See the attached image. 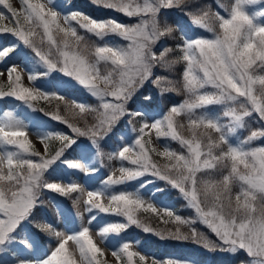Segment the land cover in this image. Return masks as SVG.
<instances>
[{"label": "snow or ice", "instance_id": "snow-or-ice-1", "mask_svg": "<svg viewBox=\"0 0 264 264\" xmlns=\"http://www.w3.org/2000/svg\"><path fill=\"white\" fill-rule=\"evenodd\" d=\"M17 2L21 4V9L14 7L10 0H0V6L10 14L6 17L5 11L0 10V21L11 18L15 25L0 24V34H11L15 38V46L0 50V63H5L14 52L22 62L27 63L26 46L34 50V55L39 57L46 70L41 77L35 74L28 76L30 81L40 80V87L33 88L24 86L15 66L9 67V90L4 91L0 84V97H14L33 108V102L39 99L64 101V95L57 96L56 92H66L74 82L82 86L101 101L99 106L87 107L85 103L72 101L65 103V109L73 116L98 113L95 124H86L84 128L76 126L60 115L59 106L55 112L44 115L62 122L77 137H88L90 143L83 147L80 154L83 159L89 160L94 152L101 163L106 155L101 149V142L110 137L122 117H138L144 121L138 129L133 128L138 134L134 142L118 152V157L130 162L131 166H122L119 176L113 173L104 181V191L133 181L139 182V188L109 195L107 205L103 202L104 191L87 192V211L96 210L126 218L125 222H109L100 228V237L120 234L132 225L139 226L145 233L163 236L164 232L154 230L138 219L136 213L141 208L158 213L152 202H147L145 207L141 192L159 202L158 197L174 189L186 199L199 220L220 243L210 241L194 227H190L188 233L181 231V225H191L193 221L182 219L165 208L163 215L174 217L176 224L174 231L164 230L169 237L201 244L210 251H226L233 256L245 251L251 258L250 264H264V146H251L257 139L264 140V128L252 130L246 139L236 143L231 140L238 129L246 127V118H255L264 124V74H259L264 73V11L251 10L260 0H235L230 7L220 5L224 15L219 11L213 12L210 7L200 8L198 14L184 11V15L190 17L189 27L198 26L212 35L191 36L186 30H181L180 40L174 47L162 41L166 37L175 40L177 29L166 19L161 23L160 14L173 8L182 11L190 8L191 0H91L96 6L118 11L129 18H141L131 25L116 19H94L79 10H72V5L66 0H55V7L60 8V12L32 0ZM61 12L64 13L62 17ZM61 18L64 25L60 23ZM77 28L100 39L116 35L129 43L126 46L106 43L88 53L87 45L84 49L80 48L84 37L78 35ZM45 44L47 52L40 47ZM101 62L105 65L103 74ZM180 63L185 65L181 83L187 95L182 103L172 106L162 119L152 118L146 109H128V102L146 82L151 81L157 86L161 82L173 83L166 77L155 76V68L168 70ZM52 72L62 75L50 78ZM4 75L0 71V77ZM40 88L49 91H41ZM176 90L162 88L161 93ZM145 99L150 100L151 97ZM213 105L224 106L222 117L207 110ZM35 111L37 115L33 124L43 127L46 121L39 115L43 110ZM182 114L187 117L190 138L178 131V127L185 126L177 122ZM4 117L0 121V252L10 256L20 254L11 264H77L67 247L69 241H74L81 264H109L107 260L102 262L98 259V255L103 256L104 252L95 242L90 227L81 226L75 234L65 235L51 224L33 222L34 210L41 206L45 190L65 197L81 191L74 182L65 186L49 181L48 177L58 170L53 167L58 161L64 170L95 171L87 164L67 159L65 154L77 145V139L58 131L40 133L45 141L42 154L28 139L24 120L11 111L5 112ZM224 118H227V123L222 122ZM149 119H154V122L149 124ZM201 128L204 131H198ZM146 129H155L158 138L166 137L179 142L187 154L168 148L157 151L155 147H146V143L151 144V140L145 141ZM212 132L217 134L215 138ZM49 139L58 140L60 146L51 155H45L49 152L46 142ZM9 146L15 150H8ZM150 153L165 157L169 162L158 165ZM107 155L110 160L114 158L113 154ZM5 160L7 170L3 163ZM198 174L209 178L198 179ZM158 182H163V187ZM151 185L156 187L149 192ZM234 186L238 188L235 194ZM96 219L93 215L89 224ZM163 222L168 223L167 220ZM40 233L57 237V246L50 250V255L45 252L43 257H36L35 253L41 246ZM123 239L113 235L115 243L111 246L118 250L112 251L111 255L116 261L126 256L127 264H135L133 258L138 256L141 264H148L147 258L132 251V244L122 242ZM150 264H188V261L168 259L161 262L152 259Z\"/></svg>", "mask_w": 264, "mask_h": 264}, {"label": "rangeland", "instance_id": "rangeland-1", "mask_svg": "<svg viewBox=\"0 0 264 264\" xmlns=\"http://www.w3.org/2000/svg\"><path fill=\"white\" fill-rule=\"evenodd\" d=\"M195 0H191V3L194 2ZM10 2L13 4L14 7L21 9V4L17 2V0H10ZM33 3H44L48 7H53L54 10L60 12V8L55 7V0H32ZM67 3L72 5V10H79L77 8V5L72 2V0H66ZM235 2V1H234ZM234 4V3H233ZM84 5L87 7H92L91 9H88V12L86 11L84 14L91 16L94 19L98 20H105V19H116L117 22L120 23H125V24H135L138 23L139 20L141 19L140 17H132L129 18L125 14H122L118 11L115 10H110L106 9L100 6H96L93 3H91V0H84ZM192 7V8H191ZM190 8H186L183 11L181 9L173 8L171 10L167 11H162L160 14L161 18V23L164 22V20H167V23L172 25L175 28V25L178 23L177 18L175 15L180 16L179 19L184 20V11H188L191 13H196L198 14L199 9L201 7H197V5H191ZM0 10L5 11L6 17H10V14L7 13L5 9H3L2 6H0ZM219 12L221 15H224L225 12L223 9L218 8ZM254 11H264V0H260V2L254 6H252V9ZM64 15L63 12H61V17ZM187 17L188 24H190V17ZM60 23L64 25V20L61 18ZM0 24H4L9 27H14L15 25L13 24V21L11 18L5 19L4 21H0ZM195 27V26H192ZM38 31H42V29H38ZM78 35L82 36L84 34H88L84 30L77 28ZM196 35H208L209 37L212 35L211 33H206V31L201 30V32L198 30L197 32H193L191 36H196ZM172 38H164V41L162 43L166 42L168 44L169 41H171ZM106 43L112 44L114 43L117 46H126L129 41L120 38L119 36L116 35H110L102 39L98 44H94L90 47V49H87V52H94V48L97 46H104ZM8 46H15V38L11 34H0V50H2L4 47ZM43 51L47 52V45L45 46H40ZM159 49V45L157 46ZM26 50V49H25ZM75 50V49H72ZM27 51V50H26ZM28 52V51H27ZM52 59H56V56L53 55ZM89 59L91 60L92 57L89 56ZM28 66H23L25 62L21 61V57L16 53H11L8 58H6L5 63H0V71H3L5 73L4 76L0 77V84L3 85V90L8 91V81H7V69L9 67L15 66L17 68V71L20 72L21 74V79L24 84V86L27 87H33V88H38L40 87V80L38 79L37 81L33 82L28 79L29 75L35 74L37 77H41L42 74L37 73L34 71V69L38 68L42 70V73L46 70L45 65L40 61L39 57H36L34 55V51L28 52V60H27ZM100 70L101 73L103 74L105 71V65L103 62L100 64ZM168 72L167 70H162L160 68H155L154 69V75L155 76H160V77H166L168 79ZM259 74H264V73H259ZM15 75V74H13ZM62 74L58 72H52L50 78H57L61 76ZM182 78V77H181ZM67 79V77H65ZM182 80V79H181ZM75 86L76 88H72ZM73 86L70 87L68 97H69V103L72 101H75L76 103H85L87 107H93L96 108L99 106L101 101L97 98L92 96L89 92H87L82 86L78 85L77 83H73ZM103 86V85H102ZM162 88H170L169 84H165L161 82L159 86L154 85L151 81H148L144 84V86L133 96V98L128 102V109L131 110L132 108L138 109L139 107V101L144 100L146 102L150 101H158L159 99L162 98V96L166 95L167 93L172 94L170 91H164L163 94L161 93ZM41 91H49L48 89L45 88H40ZM184 94H182L183 97H180L179 95H171L168 97L170 99V103L168 105V108L162 109V110H157L153 112H149L151 114V117L154 119H162V117L168 113L170 108L174 105H179L182 103L186 98V92L183 89ZM60 92H56V95H60ZM145 97H151L150 100H146ZM41 100V99H39ZM44 100V99H42ZM55 106L58 103V100H56ZM36 102V103H35ZM33 102L34 107L29 108L27 105H24L23 102L16 100L14 97H0V121H2L4 117V113L11 111L17 118L24 120V123L27 125V127L24 129V131L27 132L28 139L34 144L35 149L41 151L42 154H44V148L43 144L45 141L42 139V136L40 133L47 132V131H58L61 132L65 135L72 136L74 139H77V145L72 147L71 150H69L65 155L67 159L73 160L82 164H87L90 169H95V176H93V171H90L88 173L80 172L78 170H72V169H67L64 170V166L61 164L60 161L57 162V165H54L53 167H57L58 170L57 172L53 173L51 176L48 177L50 182H58L62 183L63 185L67 186L68 183H77L80 187L81 191L71 193L69 196L65 197L63 195L57 194L55 192L47 191L45 190L42 193L41 198L43 197L44 194L48 195L49 198L52 199V201L55 202L58 210V223L56 225V229L59 232L64 233L65 235H73L75 234L76 231H79L81 226L85 227H90V233L92 234L95 242L98 244V246L103 250L104 255L99 256V258L103 259L104 261L107 260L111 264H120L121 262L126 263L127 262V257L122 256L120 260L117 262L116 258L111 255V252L114 250H118L117 248L112 247L111 245L115 243L113 240V235H119L122 236L124 239L122 242H129L132 244V251L138 252L140 255H144L147 258V261H149L150 256L149 254L144 251L142 248L141 241L138 236L132 235V234H109L107 238H101L99 235L100 228L103 226H106L107 223L109 222H125L126 218L121 217L115 214H105V213H98L96 210H93L92 212L87 211V205L85 201L87 200V192L89 191H104L105 185L104 181L107 180L109 175H112L115 173V176H119L120 172L119 169L123 167H130V162L121 160L118 157V152L122 149L124 146H128L131 143L134 142V139L137 137V132L133 131V126L129 122L128 116H124L120 119L118 122L117 126L115 127L116 130L119 131L120 135L118 136L117 133L112 132L110 137L106 140L110 142V153L113 154L114 158L109 159V162H104L106 171L103 170V163L99 162L95 156V153L90 154V159L85 160L81 156V151L83 150L84 146L89 145L90 139L88 137H77L74 133L71 132V130L64 125L62 122L55 121L51 119L48 116H45L44 113H49L46 110L45 112H40L39 115L41 118L46 121L43 127H39L33 124V119L37 115L35 109H38V103L37 101ZM67 102V103H68ZM115 102V100H113ZM37 104V105H36ZM210 113H215L217 115H220L221 117L223 116V110L224 106L222 105H213L210 106L207 109ZM75 112H78V109L74 110ZM162 111V112H161ZM70 112V111H69ZM72 112H70L68 115H71ZM93 115V117L90 119V121L85 122L88 124V126H91L97 122V116L98 113H92L89 112ZM27 117V118H26ZM154 119H149L147 122L150 124L154 122ZM184 119L187 123V117L184 115ZM78 122V121H75ZM222 122L227 123V118L222 119ZM71 123V122H70ZM144 123V121H142ZM73 124V123H72ZM78 126L77 124H75ZM82 123L79 124V127L84 126ZM142 125V124H141ZM140 125V127H141ZM125 127L124 132H120V128ZM187 127V124H186ZM114 128V129H115ZM188 128V127H187ZM189 130V129H188ZM252 130H260L257 128H253L250 125H246L244 129H238L237 133L231 138L233 143L238 142V140L241 139H246L248 135H250V132ZM198 131H204V129H200ZM210 131V130H209ZM212 134V133H211ZM186 138H190L191 132L189 131L188 134H182ZM217 135V134H216ZM122 138V139H121ZM145 141L151 140V144L146 143V147H155L157 151H163L165 148H168L169 150H174L177 152H184L186 153V149L183 148L177 142V145H174L175 141H172L170 138L166 137H157L155 129H146L145 130ZM47 144L49 145V152L51 150V143H55L57 148L60 146V142L58 140L54 139H49L46 141ZM105 141L101 142L104 143ZM252 147H257V146H264V140L257 139L256 141L252 142ZM102 149V146H101ZM8 150H15L11 146L8 147ZM103 151V149H102ZM48 152V153H49ZM104 152V151H103ZM45 154V155H48ZM51 155V154H50ZM134 155V154H133ZM169 161L167 158L161 159V161L156 162L158 165H163L165 163H168ZM4 167L5 170H7V161L5 160L4 162ZM59 166V167H58ZM51 171V170H50ZM61 172L63 174L61 175ZM56 177H59L57 179ZM144 178H141L143 180ZM148 179H152V177H148ZM198 179H203L207 180L208 176L203 175V174H198ZM161 187H163V182H158ZM156 187V185H151L149 186V192H151L152 188ZM139 188V182L133 181L130 182L128 185H120V186H112L110 187L107 191H104V198L103 202L107 205L109 203L108 196L111 194H119L120 191H136ZM238 191V188H237ZM141 195L143 196L145 200V207L147 205V202H152L153 205L157 208L158 213L164 212V209L167 208L168 210L172 211L170 208H168L165 205V201L163 200V197L160 196L158 197L159 202L154 201L151 199V197L144 192H141ZM78 199V202L77 201ZM186 205L188 202H185ZM34 210V216H33V222H39V215L38 212ZM41 212V215H46V212L44 210H39ZM175 215H179L182 219L190 220L189 217H184V215L180 212V210H175L173 211ZM180 212V213H179ZM79 213L80 215H77ZM40 215V216H41ZM95 215L96 220L92 222V224H89L90 218ZM46 217V216H45ZM39 240H41L39 238ZM139 243H138V242ZM46 242V241H45ZM40 248L36 251L35 256L36 257H43L44 253L47 252L50 255V250H54V248L57 246V239L56 240H50L49 242L42 243L40 241ZM122 246V245H121ZM69 251L73 253L74 258L77 260V264H81V258L78 253V247L76 246L74 241H69L67 245ZM20 254H13V255H6L3 252H0V264H11V261L16 259V256ZM174 259H180V258H174ZM180 260H187L188 264H200L196 263L195 261L191 259H180Z\"/></svg>", "mask_w": 264, "mask_h": 264}, {"label": "trees", "instance_id": "trees-1", "mask_svg": "<svg viewBox=\"0 0 264 264\" xmlns=\"http://www.w3.org/2000/svg\"><path fill=\"white\" fill-rule=\"evenodd\" d=\"M235 0H195L191 3V5H197V7H210L213 12L219 11L218 8L223 9L220 7V5H224L225 7H230L233 5ZM73 3L77 5L79 8V11L81 12H88V9H91L92 7H86L84 5V0H72ZM88 8V9H84ZM192 8V7H191ZM224 10V9H223ZM177 18L178 23L175 25V28L177 31L174 33V36L176 37L175 40L171 39V41L168 42V46H175V43L179 42L181 37V30H186L188 34L194 32L192 30V27H189L187 17L184 16V20L179 19L180 16L175 15ZM84 37V41L81 43L80 48L84 49L85 45H87V49H90V47L94 44H98L102 39L97 38L94 34H84L82 35ZM45 46V45H42ZM28 52H32L34 50L25 48ZM90 53V52H88ZM176 55H179V53H176ZM26 66H28V63H25ZM185 65L183 63L174 65L171 69H168V80L173 81L170 85V88L177 89L176 91H170L172 94L167 93L166 95L162 96L161 99H159L157 102H145L140 101V108L139 110H148V112L155 111L157 109H165L169 105L170 97L171 95H179L180 97H183L182 94H184L182 83H181V77L184 70ZM36 72H41L40 69L36 68L34 69ZM166 71V70H165ZM42 74V73H40ZM67 92V91H66ZM66 92L61 93L60 95H64V101H60L58 99L49 98L48 100H37L38 103V109L43 110L42 112H55L57 110V107L59 106V113L62 116H65L69 119V122L73 124H85V122L90 121L93 115L89 112H86L83 116H73V113L71 115H68L70 112L66 111L65 109V103H67L70 99L66 95ZM59 96V95H57ZM57 105L55 106V102H57ZM70 102V101H69ZM68 102V103H69ZM36 103V102H35ZM37 105V104H36ZM132 111H135L136 109L132 108ZM255 116V114H254ZM129 122L131 125L138 129L140 125L142 124V120L138 117L132 118L128 117ZM78 121V122H75ZM177 122L183 123L185 126L183 128L178 127V131L181 134H188L189 130L186 127V121L184 119V115L182 114L177 118ZM253 128L261 129L264 128V124H262L258 119L255 118H246V125H250ZM88 125V124H87ZM82 126L81 128H84ZM121 132L125 131V127L120 128ZM200 130V129H199ZM211 131V130H210ZM113 132L119 133L118 130L113 129ZM213 137H216V133L212 132ZM78 141V140H77ZM174 145H177V142H174ZM75 146V145H74ZM73 146V147H74ZM103 146V151L106 154L103 158L104 162H109L108 155L110 152V145L109 143H105ZM57 149V146L55 143H51V150L48 153V155L52 154V152ZM153 157V160L155 162L163 160L164 157L158 156L155 153H150ZM207 176V175H206ZM209 178V177H208ZM216 179H219V176L215 177ZM237 192V187H233V193L235 194ZM163 200H166L167 207L170 208L172 211L180 210V212L184 215V217H189L190 220L193 221V224L191 225H181L180 230L188 233L190 227H194L199 233L206 236L210 241H213L217 244H219V240L216 237L214 233L211 232V230L204 225L198 218L197 214L195 213V210L189 205H186V199L179 193L177 190H169L166 192V194L163 195ZM37 209L44 210L47 213L46 219L41 215V212L39 210H36L39 215V222L41 224L48 223L53 226L55 230L56 225L58 223V213H57V207L55 203L52 201L51 198H49L48 195L44 194L41 198V206ZM179 212V213H180ZM41 215V216H40ZM137 218L144 221L146 224L150 225L154 230L157 232H164L163 236L156 235L154 233H145L139 226L132 225L129 228H127L123 234H132L139 236L141 240L142 247L144 251H146L150 259L148 261V264H150V261L152 259H156L157 261H166L168 259H174V258H180V259H191L197 263L200 264H241L243 261L244 264H250L251 258L246 254L245 251H239L237 255L233 256L230 253L226 251H210L207 248L203 247L201 244H197L192 241H180L174 238H171L167 235V232L164 231L165 229H171L175 230L176 224L174 221V217L169 218L166 215H163V212L160 213H152L151 211H144L143 208L139 209L136 213ZM167 220L168 223H164L163 221ZM41 241L46 243L48 240H56L57 237L50 233H40ZM46 241V242H45ZM99 257V255H98ZM102 262L103 259L99 258ZM135 261V264H141L139 261V257L136 256L133 258ZM111 264V263H109ZM120 264H127L121 262Z\"/></svg>", "mask_w": 264, "mask_h": 264}]
</instances>
